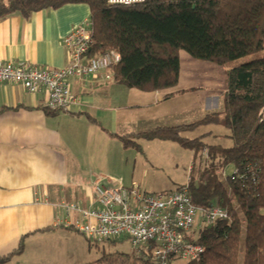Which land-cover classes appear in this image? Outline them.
<instances>
[{"label": "crops", "instance_id": "1", "mask_svg": "<svg viewBox=\"0 0 264 264\" xmlns=\"http://www.w3.org/2000/svg\"><path fill=\"white\" fill-rule=\"evenodd\" d=\"M85 20H91L86 2L0 18V64L67 67L70 54L64 39ZM185 53H180L179 83L169 89L129 87L109 77V70L70 76L68 82L81 99L72 111L50 110L45 89L31 93L20 83L0 82V257L12 254L3 264L97 263L100 257L87 259L86 241H90L72 224L79 216L68 212L67 205L95 207V183L125 186L121 171L149 161L143 158L148 138H138L142 152L124 147L115 134L189 124L224 109L229 66L221 70L225 82L221 89L209 81L182 82L183 57L192 68L210 67ZM198 129L185 134L198 137L203 133L192 137ZM21 242L24 248L16 253Z\"/></svg>", "mask_w": 264, "mask_h": 264}, {"label": "trees", "instance_id": "2", "mask_svg": "<svg viewBox=\"0 0 264 264\" xmlns=\"http://www.w3.org/2000/svg\"><path fill=\"white\" fill-rule=\"evenodd\" d=\"M65 2H86L91 8L94 44L92 56L115 50L114 79L142 91L176 86L181 73V51L193 58L227 65L264 48V0H145L134 4H111L108 0H0V18L19 12L29 16ZM264 57L227 69L224 109L179 126H158L136 134H115L126 148L143 152L140 136L170 139L214 158L216 144L208 133L189 138L185 131L205 124L230 130L232 143L222 148L220 174L212 162L200 178L193 173L187 183L194 202L220 205L229 218L204 222L190 238L205 246L201 258L187 264H264ZM95 121L93 118H90ZM119 239H109L115 242ZM92 244V242L90 241ZM98 246V243H96ZM21 242L16 253L22 252ZM12 254L1 256L0 264ZM122 264H157L148 249L123 252ZM103 256L97 261H102Z\"/></svg>", "mask_w": 264, "mask_h": 264}, {"label": "built area", "instance_id": "3", "mask_svg": "<svg viewBox=\"0 0 264 264\" xmlns=\"http://www.w3.org/2000/svg\"><path fill=\"white\" fill-rule=\"evenodd\" d=\"M145 0H108L111 4H134ZM70 54V64L63 68L41 67L30 62L0 64V82L22 84L29 92L45 89L50 110L72 111L81 99L71 88L70 76L82 77L109 70L121 60L118 51L109 50L92 56L94 44L92 22L85 20L64 39ZM264 116V108L261 109ZM204 152H208L204 149ZM96 206L83 208L77 203L67 205L68 212L76 211L79 218L74 227L92 243L109 239L128 238L134 248L152 252L157 264H169L173 258L199 260L205 246L190 236L197 223L213 222L230 217L220 205L201 206L194 202L188 185L169 192L147 193L137 185L111 186L97 182L93 185Z\"/></svg>", "mask_w": 264, "mask_h": 264}, {"label": "rangeland", "instance_id": "4", "mask_svg": "<svg viewBox=\"0 0 264 264\" xmlns=\"http://www.w3.org/2000/svg\"><path fill=\"white\" fill-rule=\"evenodd\" d=\"M185 54L187 58H190L191 60L196 62L202 61L191 57L188 53ZM260 57H264V48L255 54L229 62L226 66L240 64ZM208 63L210 64L207 65L210 66L208 69L202 67L196 68L195 66L192 68L191 64L183 57L182 82L192 80L199 82L209 81V85L214 89L218 90L223 88L225 82L222 80L224 73H222L221 70L225 68V65H219L212 62ZM214 66L215 69H213ZM206 83L207 82H204L203 84ZM205 131H213V135L206 137L205 140L210 144H216L218 147L213 159H211L210 153L204 151L196 153L195 149L187 147L176 140L159 138L149 139L150 141H147L144 145L147 156L145 155V157H143L149 158V161H144L143 163L137 162V165L132 167L129 171H121V177L123 176L125 178V187H133L137 185L140 191L147 193L169 192L178 189L183 184H187L190 180L189 177L191 173H193L195 180H198L202 170L207 166H211L212 162L220 174H228L232 171L233 166H223L222 148L232 143V139L228 136L230 130L220 124H205L199 126V129L192 134V137L197 133L201 134ZM162 140L168 141L167 146H164ZM195 227L200 228V223H197ZM86 242L87 259L94 261L96 258H101L103 256L102 261H96L97 263L93 262L92 264H122L121 261L124 259V256L122 255L123 252H130L133 249L128 238L119 239L115 242L105 240L99 242L98 246L96 243L90 244L88 241ZM187 263L188 260L183 258H173L169 262V264Z\"/></svg>", "mask_w": 264, "mask_h": 264}]
</instances>
